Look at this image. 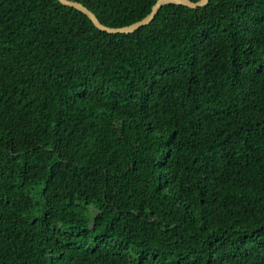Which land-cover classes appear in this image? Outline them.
<instances>
[{"label":"trees","instance_id":"1","mask_svg":"<svg viewBox=\"0 0 264 264\" xmlns=\"http://www.w3.org/2000/svg\"><path fill=\"white\" fill-rule=\"evenodd\" d=\"M0 264H264V0H0Z\"/></svg>","mask_w":264,"mask_h":264},{"label":"water","instance_id":"2","mask_svg":"<svg viewBox=\"0 0 264 264\" xmlns=\"http://www.w3.org/2000/svg\"><path fill=\"white\" fill-rule=\"evenodd\" d=\"M60 1L65 5L73 6L83 11L85 14H87L92 19V21L98 28L102 30H106L108 32L117 33V32H133L139 29L141 26L149 24L155 18L159 8L166 3L174 2V3L185 4L190 7L196 8L199 6H204L205 4L208 3L209 0H197V1H194V0H157L153 4L151 11L145 17L135 22H132L131 24L119 26V27L109 26L101 22L98 16L96 15V13L79 0H60Z\"/></svg>","mask_w":264,"mask_h":264}]
</instances>
